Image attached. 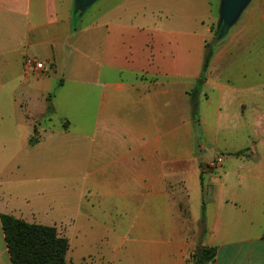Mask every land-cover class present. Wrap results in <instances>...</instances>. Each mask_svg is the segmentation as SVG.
Segmentation results:
<instances>
[{
	"label": "crops",
	"instance_id": "1",
	"mask_svg": "<svg viewBox=\"0 0 264 264\" xmlns=\"http://www.w3.org/2000/svg\"><path fill=\"white\" fill-rule=\"evenodd\" d=\"M219 1L95 0L75 18L73 0H0V214L51 220L65 264H185L200 245L264 264V0L218 37L190 116Z\"/></svg>",
	"mask_w": 264,
	"mask_h": 264
},
{
	"label": "trees",
	"instance_id": "2",
	"mask_svg": "<svg viewBox=\"0 0 264 264\" xmlns=\"http://www.w3.org/2000/svg\"><path fill=\"white\" fill-rule=\"evenodd\" d=\"M74 12L73 17H78ZM212 29V27H211ZM211 41L204 45V54L201 71L196 79L194 87L189 91L190 116L194 123L197 122V98L201 85L205 79V73L214 44L220 39L217 37L216 28L212 29ZM50 112V109L47 112ZM37 139L29 138V144ZM203 206L200 210L199 223L203 226ZM0 226L3 240L11 264H65V255L68 249L67 239L59 235L53 226L28 223L11 215L0 214ZM264 238V230L262 232ZM216 249L214 247L200 245L189 252L185 257V264H211L214 260Z\"/></svg>",
	"mask_w": 264,
	"mask_h": 264
},
{
	"label": "water",
	"instance_id": "3",
	"mask_svg": "<svg viewBox=\"0 0 264 264\" xmlns=\"http://www.w3.org/2000/svg\"><path fill=\"white\" fill-rule=\"evenodd\" d=\"M95 0H73V11L80 15ZM247 0H220L218 7L217 37L236 20Z\"/></svg>",
	"mask_w": 264,
	"mask_h": 264
},
{
	"label": "built area",
	"instance_id": "4",
	"mask_svg": "<svg viewBox=\"0 0 264 264\" xmlns=\"http://www.w3.org/2000/svg\"><path fill=\"white\" fill-rule=\"evenodd\" d=\"M23 66L27 72L35 73L42 68L41 62L36 61L34 58L26 57L23 59ZM221 162V157L217 156L215 159L207 163L209 167L218 165Z\"/></svg>",
	"mask_w": 264,
	"mask_h": 264
},
{
	"label": "rangeland",
	"instance_id": "5",
	"mask_svg": "<svg viewBox=\"0 0 264 264\" xmlns=\"http://www.w3.org/2000/svg\"><path fill=\"white\" fill-rule=\"evenodd\" d=\"M249 0H247V2H248ZM88 7V6H87ZM73 13H74V11H73ZM78 14V13H77ZM79 15V14H78ZM217 24H218V21L215 19L214 20V22H213V24H212V29L214 30L215 28H216V30H217ZM218 32V31H217ZM223 38H221V40H222ZM212 39L211 38H209V42L211 41ZM221 40H219V41H221ZM63 194H60V196H62ZM71 198V197H70ZM51 221V220H50ZM49 220H47V218H44V220H43V222H41L42 224H47V223H49L50 222ZM58 231V230H57ZM62 233V232H61ZM68 237L69 238H71V232H69V235H68ZM66 255H67V257L69 256V257H71V252H68V253H66Z\"/></svg>",
	"mask_w": 264,
	"mask_h": 264
}]
</instances>
